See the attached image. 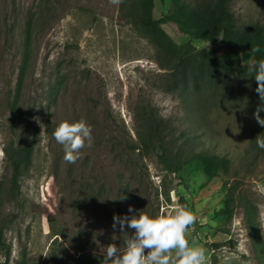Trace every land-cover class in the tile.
I'll return each mask as SVG.
<instances>
[{"label":"rangeland","instance_id":"rangeland-1","mask_svg":"<svg viewBox=\"0 0 264 264\" xmlns=\"http://www.w3.org/2000/svg\"><path fill=\"white\" fill-rule=\"evenodd\" d=\"M152 3L154 18L169 8V0ZM146 4L0 0V264L4 245L7 264H103L105 247L123 250L134 233L127 225L113 228L114 216H167L177 204L197 217L186 238L205 249V264H264V149L257 146L264 126L255 118L261 109L264 119V101L249 76H232L210 98L211 91L183 99L169 90L166 38L188 37L173 25L164 26L166 38L144 25ZM229 6L238 23L264 25V0H229ZM57 72L61 83L49 97ZM148 108L175 135L185 131L197 150L228 158L227 172L207 181L191 162L166 170L159 152L143 145ZM29 118L40 134L14 196L10 158L26 138ZM81 119L92 126L93 143L70 164L52 134L62 121ZM230 184L243 199L229 219L214 216ZM48 217L64 235H51Z\"/></svg>","mask_w":264,"mask_h":264},{"label":"trees","instance_id":"trees-1","mask_svg":"<svg viewBox=\"0 0 264 264\" xmlns=\"http://www.w3.org/2000/svg\"><path fill=\"white\" fill-rule=\"evenodd\" d=\"M152 6V0H147V9L140 19L144 25L165 38L167 36L164 26L173 25L178 33L188 37V40L183 42L166 38L167 54L171 60L168 65L169 90L179 92L183 99H186L191 91L198 95L202 91H211L210 98L215 95L219 85L232 76H249L253 90L258 95L255 91L256 71L251 66L264 59L263 24L238 23L230 9L229 0H169L167 12L159 18L153 17ZM192 40L203 41L210 45L221 44L223 49L217 53L214 49L196 48ZM254 49L258 50L254 51ZM243 53H247L250 60L243 61ZM54 81L48 87L49 97L55 94L61 83L58 72ZM13 104L12 102V114ZM145 112L146 133L143 137V145L145 148H154L159 152V159L166 170L175 173L191 162L207 181L216 176L219 171L227 172L228 158L197 150L186 138L185 131L182 130L175 135L157 118L153 109L148 108ZM30 118L27 121L26 138L16 145L10 158L12 169L10 193L14 196L20 191V177L32 161L40 134L39 124ZM242 199V195L238 198L235 196V186L228 185L223 206L214 212V216H225L229 219L235 204ZM47 224L53 237L64 235V228L59 226L53 217L47 218ZM0 245H3L1 230ZM4 247L5 260L2 264H7L10 249L5 245Z\"/></svg>","mask_w":264,"mask_h":264},{"label":"clouds","instance_id":"clouds-1","mask_svg":"<svg viewBox=\"0 0 264 264\" xmlns=\"http://www.w3.org/2000/svg\"><path fill=\"white\" fill-rule=\"evenodd\" d=\"M118 5L122 0H110ZM258 49H254L257 51ZM255 69V91L264 101V59L251 66ZM257 109L255 118L264 126V119ZM92 126L81 119L77 122L62 121L54 130L53 138L64 148V160L75 163L80 151L93 143ZM257 146L264 149V139H257ZM133 209L129 207V212ZM197 220L196 215L185 206L177 204L173 214L131 217H113V228L118 223L123 231L125 225L134 233L124 241L121 250L115 244H108L103 252V264H205V249L190 246L186 233ZM174 253V254H173Z\"/></svg>","mask_w":264,"mask_h":264}]
</instances>
